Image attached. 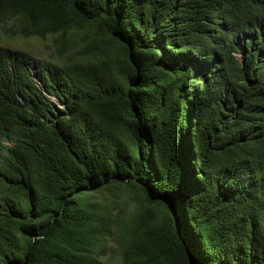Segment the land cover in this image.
<instances>
[{"label": "trees", "instance_id": "obj_1", "mask_svg": "<svg viewBox=\"0 0 264 264\" xmlns=\"http://www.w3.org/2000/svg\"><path fill=\"white\" fill-rule=\"evenodd\" d=\"M0 26L83 43L0 46V264L111 237L122 264H264V0H0Z\"/></svg>", "mask_w": 264, "mask_h": 264}, {"label": "rangeland", "instance_id": "obj_2", "mask_svg": "<svg viewBox=\"0 0 264 264\" xmlns=\"http://www.w3.org/2000/svg\"><path fill=\"white\" fill-rule=\"evenodd\" d=\"M57 37L48 36L44 39L37 37L21 38L12 34L4 32L2 26H0V46L6 47L14 51H22L29 54L32 58L41 59L54 62L60 61L62 52L71 54L72 52L79 51L83 47L82 41H79L76 46L72 44H60ZM75 48V49H73ZM58 61V62H59ZM50 103L54 109H62L63 106L50 98ZM130 192L124 185H115L108 189H102L92 195V201L108 203L115 202L112 210L109 211V215L114 217L122 210L131 209L129 203ZM112 222V220H111ZM112 238V237H111ZM111 238L106 239L97 250V257L102 264H122L119 249Z\"/></svg>", "mask_w": 264, "mask_h": 264}]
</instances>
